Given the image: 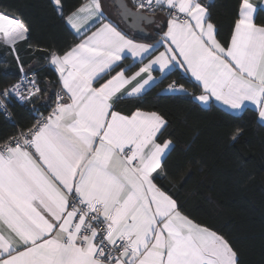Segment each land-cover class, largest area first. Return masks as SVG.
<instances>
[{"label":"snow or ice","instance_id":"1","mask_svg":"<svg viewBox=\"0 0 264 264\" xmlns=\"http://www.w3.org/2000/svg\"><path fill=\"white\" fill-rule=\"evenodd\" d=\"M134 3L135 13L119 0L123 18L151 23L139 10L165 12L160 42L130 39L104 17L100 0L66 17L53 0L82 38L49 54L60 89L48 115L0 141V264H239L225 236L183 213L155 182L157 173L166 174L163 160L172 147L170 139L159 142L165 117L139 108L126 115L115 106L140 94L156 65L164 72L178 64L202 87L197 101L214 97L233 111L251 103L264 121V25L254 22L255 6L242 0L225 44L201 0ZM97 18L103 22L86 34ZM28 31L21 19L0 13V43L14 51ZM125 53L142 66L131 75L126 68L111 74ZM31 83L25 95L19 83L3 94L34 97L40 89ZM167 90L186 91L175 82Z\"/></svg>","mask_w":264,"mask_h":264},{"label":"trees","instance_id":"2","mask_svg":"<svg viewBox=\"0 0 264 264\" xmlns=\"http://www.w3.org/2000/svg\"><path fill=\"white\" fill-rule=\"evenodd\" d=\"M85 0H60L64 17ZM222 43L230 39L241 0H202ZM135 7L134 0H128ZM159 9L151 12L156 13ZM119 21H111L135 40L155 43L160 33L150 30L140 36ZM0 12L21 19L29 31L17 41L14 52L0 45V91L24 70L37 82L40 92L30 102L6 99L9 116L0 109V141L33 124V106L47 108L59 88L58 76L49 64V54L62 53L79 36L57 13L53 0H0ZM256 21H260L256 17ZM141 62L124 57L114 71L127 65L133 71ZM107 76L104 77V79ZM171 81L186 91L164 92ZM198 85L174 66L140 95L122 98L116 111L130 114L139 108L155 111L167 120L160 137L172 141L163 160V176L156 183L177 201L180 210L230 241L239 264H264V124L257 110L248 106L239 113L211 100L203 106L194 98ZM237 129L239 133L237 134ZM235 135V139L233 138Z\"/></svg>","mask_w":264,"mask_h":264},{"label":"crops","instance_id":"3","mask_svg":"<svg viewBox=\"0 0 264 264\" xmlns=\"http://www.w3.org/2000/svg\"><path fill=\"white\" fill-rule=\"evenodd\" d=\"M88 2V0H85L83 3H87ZM249 2L251 3V4H253L254 6H255V8H254V12H253V16H254V22L257 24V25H264V0H249ZM82 3V4H83ZM100 3H101V5H102V10H103V14H104V17L108 20V21H116V17H115V15H116V11H115V6H114V3H113V0H100ZM201 3H203V1L201 0ZM241 3H242V0L240 1V5H241ZM204 4V3H203ZM240 5H239V8H238V18H239V12H240ZM79 7V6H78ZM77 7V8H78ZM76 8V9H77ZM135 8H137L136 6H135ZM1 13V12H0ZM68 15V14H67ZM66 15V16H67ZM153 16H154V18H155V21H154V23L150 26V30L152 31V32H158V33H160V36H159V38H158V40L156 41V42H160V38H161V36H162V34H163V32L164 31H167V16H166V14H165V12L164 11H161L160 9L156 12V13H153L152 14ZM65 16V17H66ZM256 17H259V19H260V21H256ZM237 18V19H238ZM103 21H101L100 19H96V21H95V23L94 24H90L88 27H89V31L86 33V34H90L92 31H95L96 30V28H98L99 26H100V24L102 23ZM112 23V22H111ZM234 27V26H233ZM71 29V28H70ZM75 34H77L76 32H75V30H73V29H71ZM119 30V29H118ZM232 30H233V28H232ZM121 31V30H120ZM122 32V31H121ZM124 33V32H123ZM124 34H126V33H124ZM130 39H134L133 38V36L131 35V34H126ZM77 36H79V39H78V41L76 42V43H78L79 42V40L82 38V36L81 35H78L77 34ZM231 37V36H230ZM135 40V39H134ZM137 43H146V44H153V43H150V42H145V41H140V40H135ZM0 45H4V44H2V43H0ZM12 50H13V46H11V45H8ZM1 47V46H0ZM160 51H164V47H158V48H156V50L155 51H153L152 52V54L151 55H149V56H147L145 59H144V61H143V63H147V61L149 60V59H152L154 56H156V55H158V53L160 52ZM13 53L15 54V52L13 51ZM124 57H127V58H129L130 60H131V62L133 63V62H140V58L139 57H136V58H133L132 56H131V54L130 53H125V55H124ZM49 64L55 69V66L54 65H52L51 63H50V56H49ZM142 66V64L140 63V65L137 67V68H135L133 71H130V72H128L127 74H129V75H131V73L132 72H135L139 67H141ZM174 66H179L178 64H173V65H170L169 66V68L167 69V70H165L164 72H161V70L159 69V66L158 65H156L155 66V70L154 71H152V76L154 77V80L153 81H150L149 82V84L148 85H146L145 86V88L142 90V92L147 88V87H149L152 83H154L156 80H158L161 76H163L165 73H167L169 70H171L172 69V67H174ZM128 66L127 65H125V66H123L122 68H127ZM180 67V66H179ZM121 68V69H122ZM197 85H198V87H199V89H200V92L199 93H197L196 95H199V94H201V92H202V87L200 86V84L197 82V81H195V78L194 77H192L191 76V74L190 73H188V72H186L185 71V69L183 68V67H180ZM55 71H56V69H55ZM116 71H120V69L119 70H116ZM56 73H57V76H58V85H59V88H60V81H59V74H58V72L56 71ZM111 74H115V71L114 72H112ZM142 76H143V78H147V74H142ZM108 78V76L105 78V79H107ZM103 81H101V83H102ZM169 85V84H168ZM167 85V86H168ZM98 86V85H97ZM134 86V85H133ZM167 86L166 87H164V92H170L169 90H167ZM141 92V93H142ZM140 93V94H141ZM140 94H138V95H140ZM195 95V96H196ZM137 96V95H136ZM211 100H213L214 102H216V103H218V104H220V105H222L223 107H225L227 110H229V111H231V112H234V113H239L240 111H233V110H231L228 106H226V105H224L222 102H220V101H216L215 100V98L213 97V98H211ZM210 100V101H211ZM209 101V102H210ZM209 102L208 103H202V102H200V101H198V103H200L201 105H203V106H206V105H208L209 104ZM248 106H251V107H253V108H255L256 109V106L255 105H253V104H251V103H249V105ZM135 111V110H134ZM142 111H144V110H142ZM146 112H151V111H146ZM122 114H124V113H122ZM131 114V113H130ZM130 114H126V115H130ZM257 117H258V112H257ZM258 119H259V121L260 122H262L263 124H264V121H262L259 117H258ZM163 142V141H162ZM161 142V143H162ZM157 174H159V173H157Z\"/></svg>","mask_w":264,"mask_h":264},{"label":"built area","instance_id":"4","mask_svg":"<svg viewBox=\"0 0 264 264\" xmlns=\"http://www.w3.org/2000/svg\"><path fill=\"white\" fill-rule=\"evenodd\" d=\"M136 4V3H135ZM159 9V8H157ZM143 11H146L147 13H151L153 12V10H150L148 8H145V9H142ZM33 77L29 74H27L24 70H20V73L18 75V77L10 84L7 86L6 89H11V86L12 85H15V84H20L21 87L19 89V92H20V95H25L27 90L32 87V81H33ZM174 81H171L169 84H172ZM36 83V86H38L37 82L35 81ZM177 86H181L182 84H176ZM183 86V85H182ZM39 87V86H38ZM184 88V86H183ZM60 88H58L55 92H54V95H53V98L52 100L49 102L47 108L43 107V108H40L38 105H34L33 106V115H34V121L33 123H35L40 117L41 115L43 116H47L48 113L51 111V109L54 107L55 105V101H56V96H57V92L59 91ZM185 89V88H184ZM5 89H3L2 91H0V109L3 110L4 112V115L5 116H9V110H8V107L6 105V99L7 98H10L12 101L18 103V104H25V103H28L30 102L31 98H28V99H24V100H21L20 99V96L17 95L15 92H11L5 96L3 93H4ZM15 134V133H14Z\"/></svg>","mask_w":264,"mask_h":264},{"label":"water","instance_id":"5","mask_svg":"<svg viewBox=\"0 0 264 264\" xmlns=\"http://www.w3.org/2000/svg\"><path fill=\"white\" fill-rule=\"evenodd\" d=\"M118 2H119V0H113L114 6L116 7V9L118 11L117 15L119 16L121 22L132 32H134L140 36H147L150 32V26L155 21L154 16L150 13H147L146 11L139 10L142 15L152 17L153 22L149 23L147 21H138L135 16L123 18L120 15V10L116 6ZM124 3L127 4L128 8H130L133 11V13H135L137 11V8L131 6L130 3L128 2V0H124Z\"/></svg>","mask_w":264,"mask_h":264},{"label":"rangeland","instance_id":"6","mask_svg":"<svg viewBox=\"0 0 264 264\" xmlns=\"http://www.w3.org/2000/svg\"><path fill=\"white\" fill-rule=\"evenodd\" d=\"M115 17H116L117 21H119V19L117 18V16H116V15H115Z\"/></svg>","mask_w":264,"mask_h":264}]
</instances>
